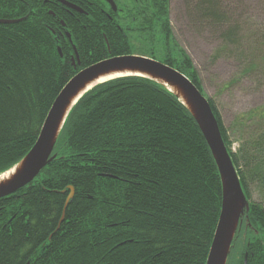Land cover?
<instances>
[{"label": "trees", "instance_id": "16d2710c", "mask_svg": "<svg viewBox=\"0 0 264 264\" xmlns=\"http://www.w3.org/2000/svg\"><path fill=\"white\" fill-rule=\"evenodd\" d=\"M147 1L129 8L137 10L135 16L147 14L133 22H140L145 33L139 44L117 31L107 36L108 45L100 34L91 35L90 43L80 35L86 57L82 62L146 54L195 84L215 115L249 199L226 263L244 264L246 255V264H264V207L250 199L248 188L251 182L264 187V106L236 117L234 125H252L233 151L230 129L205 94L189 55L174 41L169 0ZM243 1L181 0V6L187 10L185 25L214 33V40L222 43L218 51L232 49L245 56L244 74H250L264 62V31L260 37L254 28L243 34L242 20L235 16ZM11 11L7 15L0 6V19L16 20L25 12L21 6ZM23 17L0 24V174L30 150L53 99L76 72L69 62L72 47H66L61 35L67 30L72 36V31L62 30L55 20L59 16L36 4ZM93 45L97 48L91 53ZM55 143L56 156L33 180L34 186L24 190L27 220L14 218L4 228L0 224V264L205 263L220 212L218 169L194 118L163 85L125 76L93 86L73 105ZM70 186L73 197L61 221ZM13 199L0 201L10 215Z\"/></svg>", "mask_w": 264, "mask_h": 264}, {"label": "water", "instance_id": "95a60500", "mask_svg": "<svg viewBox=\"0 0 264 264\" xmlns=\"http://www.w3.org/2000/svg\"><path fill=\"white\" fill-rule=\"evenodd\" d=\"M18 20L21 19H0V23H16ZM58 52L61 55L60 47ZM106 75L114 77L98 81ZM125 76H140L163 85L175 95L199 127L218 169L221 189L220 212L205 264H227L232 240L242 222V217L249 210L248 199L241 188L236 168L233 167L231 157L224 146L222 136H220L216 118L205 96L181 72L146 55L124 54L103 58V60L85 66L73 74L53 99L30 150L11 169L1 174L0 198L23 188L36 177L47 163L54 159L56 154H52V152L64 120L84 93L106 80ZM12 169L14 170L12 171ZM10 171H12L11 174ZM5 173L7 176H4ZM73 191L70 186L63 205L61 221L64 218L66 206L73 197ZM245 259L246 255L244 264H246Z\"/></svg>", "mask_w": 264, "mask_h": 264}, {"label": "rangeland", "instance_id": "374dc122", "mask_svg": "<svg viewBox=\"0 0 264 264\" xmlns=\"http://www.w3.org/2000/svg\"><path fill=\"white\" fill-rule=\"evenodd\" d=\"M182 6L181 0H169L167 9L172 36L177 45L189 55L200 74L205 94L213 98L223 117L224 125L230 129L231 146L234 151L239 147L240 139L244 140L247 136L248 127L252 125L247 123L245 128L238 127L237 124L234 125L236 117L245 111L264 106V62L255 72L244 74L247 66L245 56L233 52L232 49L225 52L218 51L222 43L214 40V33L210 30L199 31L185 25L183 13L187 10L184 5ZM263 9L264 0L240 2L235 16L242 20L241 29L244 35L247 36L254 28V33L261 36L264 31V19L261 23L258 20L264 17V11L263 14L260 11ZM128 12L134 14L133 9ZM139 23H133L128 32L131 44H139V39H143L145 35L140 32ZM244 42L245 47L249 46L245 39ZM252 127L255 128L257 125L254 124ZM248 188H250V199L260 202L264 207V187L251 182Z\"/></svg>", "mask_w": 264, "mask_h": 264}, {"label": "flooded vegetation", "instance_id": "af4514ba", "mask_svg": "<svg viewBox=\"0 0 264 264\" xmlns=\"http://www.w3.org/2000/svg\"><path fill=\"white\" fill-rule=\"evenodd\" d=\"M147 0H0L1 9L7 10V15L13 13L12 9L15 11L18 7H22L25 11L22 15L26 16L30 10H33L35 5L41 7V9H46V12L51 16L58 15L61 19L56 18L59 24L64 30L69 27L72 31V36L75 39V45L73 44L72 36L70 32L65 30L61 33L62 36L66 37L67 44L66 47H72V53L69 54V62L72 68L79 71L82 67L87 66L83 64L82 59L84 57V49L80 44V35L86 36L85 42L90 43L91 39H88L91 35L98 37V34L102 35L104 41L108 38L107 36H112L113 33L120 32L125 38H128V32L130 30L131 24L136 21H143L145 12L135 16L131 14L129 8L143 7ZM148 2V1H147ZM21 4V5H19ZM137 13V10H133ZM132 16V17H131ZM55 17V16H54ZM70 36V37H68ZM99 41V40H98ZM96 41V42H98ZM78 45V46H76ZM106 45L107 41H106ZM93 48L97 46L93 45L91 47V53ZM32 184H27L23 188L18 189L8 196L0 198L6 199L5 201L13 199L12 207H14V213H10L0 207V224L2 228L5 225L10 224L12 219L16 218L18 222L21 220H27L29 209L24 206V199L26 193L24 190H30L34 186ZM49 191V190H48ZM6 218V219H4ZM3 219V220H2ZM3 229H0V234H2ZM31 262L26 261L25 264H30Z\"/></svg>", "mask_w": 264, "mask_h": 264}, {"label": "bare ground", "instance_id": "6f19581e", "mask_svg": "<svg viewBox=\"0 0 264 264\" xmlns=\"http://www.w3.org/2000/svg\"><path fill=\"white\" fill-rule=\"evenodd\" d=\"M111 77H114V76H110V75H106V76H103L101 79H99L98 81L100 82V81H103V80H105V79H109V78H111ZM12 170H14V169H12ZM10 174H11V172H10ZM4 176H7V174H5Z\"/></svg>", "mask_w": 264, "mask_h": 264}]
</instances>
